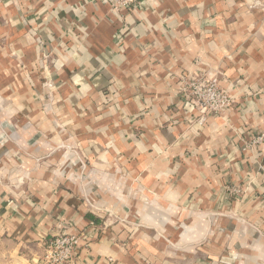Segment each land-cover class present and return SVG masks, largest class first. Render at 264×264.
<instances>
[{
  "label": "crops",
  "instance_id": "1",
  "mask_svg": "<svg viewBox=\"0 0 264 264\" xmlns=\"http://www.w3.org/2000/svg\"><path fill=\"white\" fill-rule=\"evenodd\" d=\"M262 132L264 0H0V264L60 230L70 264H264Z\"/></svg>",
  "mask_w": 264,
  "mask_h": 264
},
{
  "label": "built area",
  "instance_id": "2",
  "mask_svg": "<svg viewBox=\"0 0 264 264\" xmlns=\"http://www.w3.org/2000/svg\"><path fill=\"white\" fill-rule=\"evenodd\" d=\"M107 1L113 11L120 12L122 8L135 6L140 0H103ZM179 81V94L187 100H190L196 107L200 108L201 116L199 122L204 121L206 116L223 114L227 109L232 108L234 99L223 90L218 83L215 75L205 73L187 72L181 75ZM264 142V133H259L251 138V143L261 144ZM241 184L226 186L227 199H235L242 195ZM86 233H72L67 231H58L51 235L45 242L44 251L40 258L43 264H70L77 256L80 242ZM88 240V239H87Z\"/></svg>",
  "mask_w": 264,
  "mask_h": 264
}]
</instances>
